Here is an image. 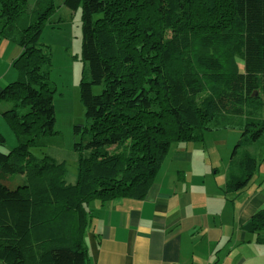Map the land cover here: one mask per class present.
I'll return each instance as SVG.
<instances>
[{"label": "trees", "instance_id": "obj_1", "mask_svg": "<svg viewBox=\"0 0 264 264\" xmlns=\"http://www.w3.org/2000/svg\"><path fill=\"white\" fill-rule=\"evenodd\" d=\"M32 1L0 0V37L21 48L19 77L0 91L17 141L0 150L1 261L90 264L92 205L142 198L170 148L203 142L219 114L239 117L224 127L241 132L226 188L250 182L259 162L249 148L264 135V0H63L80 9L87 65L79 94L88 122L74 125L73 182L65 160L32 151L57 132L51 53L39 41L55 5ZM245 227L264 242V208Z\"/></svg>", "mask_w": 264, "mask_h": 264}, {"label": "crops", "instance_id": "obj_2", "mask_svg": "<svg viewBox=\"0 0 264 264\" xmlns=\"http://www.w3.org/2000/svg\"><path fill=\"white\" fill-rule=\"evenodd\" d=\"M20 51L0 37V91L19 77L13 61ZM229 153L205 139L175 144L142 198L93 204L85 233L90 264H264V242L245 227L264 208V173L256 169L255 181L228 190Z\"/></svg>", "mask_w": 264, "mask_h": 264}, {"label": "rangeland", "instance_id": "obj_3", "mask_svg": "<svg viewBox=\"0 0 264 264\" xmlns=\"http://www.w3.org/2000/svg\"><path fill=\"white\" fill-rule=\"evenodd\" d=\"M29 4H34L28 0ZM49 0H43L42 5ZM54 11L46 23L41 36L40 43L46 45L51 53V65L49 67V80L55 88L54 109H55V130L57 131L49 139V144L42 149L33 148L35 155L42 156L48 154L58 161H66L65 178L69 182L75 181L77 171V153L74 151V142L79 139L74 133V125L87 124L84 107L80 101L79 83L82 75L87 70V65L81 57V14L80 9L71 10L67 8L63 0H52ZM32 6V5H31ZM239 68L243 69V61H240ZM100 88H96L98 92ZM9 106V103L2 105V108ZM239 117L219 114L210 122L211 125L218 126V129L206 131L204 138L208 144L216 148H228L230 153L225 160L226 167H230V155L237 142L241 138V132L229 126L236 123ZM1 132V131H0ZM6 140L0 150L6 152L16 144V137L6 124L1 132ZM214 139H223L226 144L220 145L212 142ZM206 143V142H205ZM210 148V147H209ZM256 153L259 162L258 170L264 173V135L261 141L250 147ZM225 154V153H223ZM226 156V155H225ZM255 181L256 178H252ZM0 264H6L0 260Z\"/></svg>", "mask_w": 264, "mask_h": 264}]
</instances>
